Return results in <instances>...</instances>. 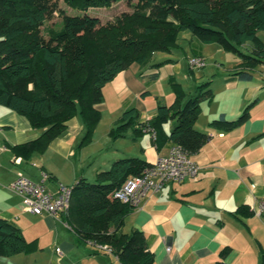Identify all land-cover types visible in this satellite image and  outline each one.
Listing matches in <instances>:
<instances>
[{"label":"trees","instance_id":"trees-1","mask_svg":"<svg viewBox=\"0 0 264 264\" xmlns=\"http://www.w3.org/2000/svg\"><path fill=\"white\" fill-rule=\"evenodd\" d=\"M62 1L79 13L62 8L61 0H0V105L44 129L35 141L18 146L26 153L44 149L77 115L86 125L84 140H89L101 119L96 106L105 101V85L131 64L145 66L157 51L178 47L182 30H189L201 43H219L249 66L264 63V39L259 35L264 31V0H124L133 11L106 24L89 9L123 0ZM55 15L61 21L47 25ZM191 48L194 55H201L194 44ZM162 63L152 67L158 69ZM158 75L155 71L151 77ZM209 83L197 86L194 94L176 92L170 105L160 101L151 120L140 121L137 109H128L112 129V136L120 137L127 128L138 125L139 132L156 130L157 148L170 142L181 144L190 154L197 152L209 139L195 127L202 101L213 97ZM250 108L248 105L235 120L222 116L211 124L237 127L250 118ZM171 120L174 123L168 134L164 124ZM149 165L141 157H122L101 170L95 180L80 178L72 186L69 208L61 213L80 239L108 244L121 264L154 263L144 232L123 230L135 206L114 197L128 177ZM31 244L15 222L0 217V255L27 252ZM229 251L224 248L213 264H228L224 258Z\"/></svg>","mask_w":264,"mask_h":264},{"label":"crops","instance_id":"crops-1","mask_svg":"<svg viewBox=\"0 0 264 264\" xmlns=\"http://www.w3.org/2000/svg\"><path fill=\"white\" fill-rule=\"evenodd\" d=\"M191 44L205 57L208 43L191 37L190 48ZM191 52L188 60L194 55L192 48ZM188 60L187 67L194 72ZM154 63V58L145 66L135 62L105 85V101L96 108L102 112V120L105 112L111 114L112 120L102 137L95 130L89 140H84L86 125L77 115L67 121L64 133L44 149L26 153L18 146L35 141L44 129L33 126L27 116L0 105V217L15 222L32 243L27 252L0 255V264H121L113 252L100 251L91 241L80 239L63 214L27 211L21 196L10 185L20 171L36 182L41 181L45 171L50 176L45 180L46 187L57 192L61 183L73 186L82 177L95 180L116 159L135 156L152 163L166 155L172 144L167 142L157 148L151 133L137 131L138 125L127 128L120 137L111 134L130 108L137 109L140 121L156 115L160 100L157 104L147 100L152 94L151 84L159 77H151L158 71L152 67ZM255 67L239 58V66L222 73L217 84L211 78L188 91L177 83L173 101L161 100L170 105L176 92L194 94L197 86L207 82L213 91L211 100L202 101L195 122L198 130L209 135L208 141L191 154L200 166L198 176L170 182L150 193L127 217L130 231L138 228L144 232L154 254L153 264H213L226 247L230 248L224 258L228 264H261L264 215L254 210L264 200V84L255 82ZM182 69L180 62L176 70ZM147 90L150 93L144 94ZM248 105L250 118L245 123L232 129L211 124L222 116L237 119ZM173 123L171 120L164 124L168 134Z\"/></svg>","mask_w":264,"mask_h":264},{"label":"built area","instance_id":"built-area-1","mask_svg":"<svg viewBox=\"0 0 264 264\" xmlns=\"http://www.w3.org/2000/svg\"><path fill=\"white\" fill-rule=\"evenodd\" d=\"M188 62L192 69L206 66V59L203 55H193ZM262 76L264 77V63ZM145 131L150 132L152 138L156 140V130L146 128ZM199 170L200 166L191 158L190 152L181 144H173L166 155L159 156L140 174L128 177L114 192V197L138 206L150 193L160 191L170 182L180 183L187 178L197 177ZM49 177V174L43 171L41 181L36 182L20 171L10 188L21 196L27 211L34 214L48 213L58 216L69 208L73 189L72 186L61 183L57 192L50 191L45 185V180ZM254 211L257 215H264V200L259 202ZM91 243L100 251L113 252L108 244L92 241Z\"/></svg>","mask_w":264,"mask_h":264},{"label":"rangeland","instance_id":"rangeland-1","mask_svg":"<svg viewBox=\"0 0 264 264\" xmlns=\"http://www.w3.org/2000/svg\"><path fill=\"white\" fill-rule=\"evenodd\" d=\"M60 6L67 9L69 13H79L77 9L67 6L62 0L60 2ZM89 10L92 15L100 18L102 24H106L108 22H115L117 17L123 13H131L133 11V6L123 0L115 2L108 7L90 8ZM60 21L61 17L59 15H55L53 18L49 19L46 24L52 26ZM259 35L264 39V31H260ZM191 37L192 33L189 30H182L179 35L178 47H173L169 51H157L154 54V60L157 61V63H163L158 68L159 77L151 84L152 94L148 96V101L154 100L157 104L158 100L161 101L164 99L166 102L170 103L175 97V85L173 83H180V87L188 91L193 90L196 84L205 82L211 78H215V85L220 81L222 73L226 72L227 69L239 66V57L237 55L224 49L219 43L214 42L205 45L204 53L206 66L203 68H196L194 72L189 71L187 67V57L192 53L189 45ZM180 62L183 65V69L182 71H177L176 66L180 64ZM261 68H263L262 64L255 67V70L257 71L254 72V80L255 82L263 85L264 77L261 75ZM100 113L102 115L101 111ZM111 120V114L109 112H105L104 119L102 120L101 117L94 129V132L95 130H98V134L102 137L107 132L106 126L110 124ZM103 139L100 141L101 144L104 142ZM95 146L96 145L93 147L95 148ZM128 216L129 215H127V217ZM127 217L125 219L123 230L130 233V222L129 219L127 220Z\"/></svg>","mask_w":264,"mask_h":264}]
</instances>
